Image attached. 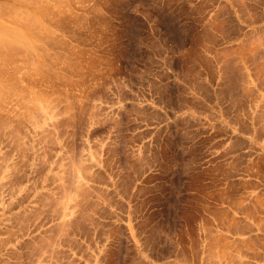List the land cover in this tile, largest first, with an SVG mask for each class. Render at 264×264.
I'll list each match as a JSON object with an SVG mask.
<instances>
[{
	"label": "rangeland",
	"instance_id": "1",
	"mask_svg": "<svg viewBox=\"0 0 264 264\" xmlns=\"http://www.w3.org/2000/svg\"><path fill=\"white\" fill-rule=\"evenodd\" d=\"M3 29L0 264H264V0H0Z\"/></svg>",
	"mask_w": 264,
	"mask_h": 264
},
{
	"label": "bare ground",
	"instance_id": "2",
	"mask_svg": "<svg viewBox=\"0 0 264 264\" xmlns=\"http://www.w3.org/2000/svg\"><path fill=\"white\" fill-rule=\"evenodd\" d=\"M9 7V6H8ZM10 8V7H9ZM13 7H11V9H12ZM29 16V15H28ZM30 17H32V15H30ZM29 18V17H28ZM33 19H34V17H32ZM32 18H31V20H32ZM35 20H36V18H35ZM32 22H34V20L32 21ZM36 23V22H35ZM7 30V31H6ZM3 29V33H0V47H1V49L3 48V46H5V45H9L10 43L12 44V41H9V40H7L6 39V34H9V35H11L12 37H14V39H15V41L18 39L19 41L21 40V41H23V38H22V36H20L19 35V33L18 32H16V30H15V33H14V30L13 31H9V29ZM6 31V32H5ZM9 31V32H8ZM14 33V35H13V33ZM11 33V34H10ZM18 33V34H17ZM16 34V35H15ZM20 36V37H19ZM17 40V42H19ZM20 41V42H21Z\"/></svg>",
	"mask_w": 264,
	"mask_h": 264
}]
</instances>
